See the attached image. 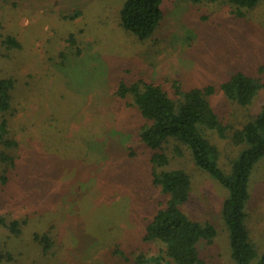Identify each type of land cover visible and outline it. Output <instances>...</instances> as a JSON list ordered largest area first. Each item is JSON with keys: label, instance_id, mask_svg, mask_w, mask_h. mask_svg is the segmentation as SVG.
<instances>
[{"label": "rangeland", "instance_id": "rangeland-1", "mask_svg": "<svg viewBox=\"0 0 264 264\" xmlns=\"http://www.w3.org/2000/svg\"><path fill=\"white\" fill-rule=\"evenodd\" d=\"M125 1L0 0V20L23 43L21 52L0 48V78L17 82L9 121L20 143L15 171L0 162V215L21 222L18 236L0 226V264H133L140 253L158 254L160 246L143 235L166 196L152 183L151 151L139 140L144 119L130 98L116 96L119 83L151 82L171 94L173 82L204 88L239 71L264 78V0L243 15L230 3L164 0L163 19L145 42L120 25ZM210 101L225 125L242 126L262 111L264 87L246 106L220 91ZM207 136L229 172L242 148L217 131ZM165 150L173 155L172 145ZM170 168L191 179L182 210L216 229L211 242L197 243L202 263L236 264L222 213L229 190L188 152ZM249 193L246 225L258 264L264 156L253 167ZM45 235L50 248L40 241Z\"/></svg>", "mask_w": 264, "mask_h": 264}, {"label": "trees", "instance_id": "trees-1", "mask_svg": "<svg viewBox=\"0 0 264 264\" xmlns=\"http://www.w3.org/2000/svg\"><path fill=\"white\" fill-rule=\"evenodd\" d=\"M191 1L196 4L203 1L230 3L237 7L233 10L235 14L243 15V10L256 7L262 0ZM163 2L126 0L119 13L121 27L141 42L149 40L163 19ZM78 15L79 12H74L66 19H74ZM0 31V48L4 53L23 51L22 41L7 30L2 20ZM72 39L71 35L69 41ZM260 71L263 73V68ZM16 85L13 77L0 78V162L7 170L14 171L18 165L19 156L16 154L20 143L12 133L9 116L15 110ZM263 87L264 78L257 79L240 71L219 85L204 88L183 89L179 82H173L171 94L151 82L119 83L116 96L121 100L130 98L144 119L138 131L139 140L151 151L152 183L166 196L143 235L145 243L160 246L161 250L151 256L140 253L133 258V264H163L167 260L173 264H203L197 243L200 239L211 242L217 234L216 229L209 222L191 219L182 210L183 204L190 200L191 179L184 170L169 169L172 159L183 158L186 152L197 168L214 176L229 190L222 213L236 264H252L257 258L258 253L246 225V205L250 199L249 181L253 167L264 156V107L259 115L242 126H227L221 121L210 97L220 91L230 101L246 106ZM209 131H217L221 138L230 137L234 145L242 148L229 172L219 167L220 153L208 138ZM169 145H172L171 156L165 150ZM0 226L7 227L15 236L21 232L20 221L7 223L2 215ZM40 241L44 248H50L49 237L45 235ZM116 254L126 258L120 249ZM258 264H264V254Z\"/></svg>", "mask_w": 264, "mask_h": 264}]
</instances>
